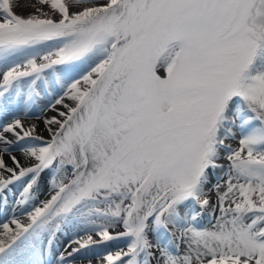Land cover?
<instances>
[{"label": "snow or ice", "instance_id": "obj_1", "mask_svg": "<svg viewBox=\"0 0 264 264\" xmlns=\"http://www.w3.org/2000/svg\"><path fill=\"white\" fill-rule=\"evenodd\" d=\"M7 213L0 264H264V0H0Z\"/></svg>", "mask_w": 264, "mask_h": 264}, {"label": "rangeland", "instance_id": "obj_2", "mask_svg": "<svg viewBox=\"0 0 264 264\" xmlns=\"http://www.w3.org/2000/svg\"><path fill=\"white\" fill-rule=\"evenodd\" d=\"M17 14H21V12L19 11V9H17ZM76 79H78L79 78V74H77L76 75V77H75ZM70 82V81H69ZM81 87H83V84L81 83ZM48 99L49 98H45V99H42V100H40L39 101V103H38V105L35 107V108H33L32 109V115H36V114H38L39 113V109L41 108V107H43L47 102H48ZM61 110H63V109H61ZM47 115H49V116H52V115H55V113H53V112H48L47 113ZM43 126L41 125V128H42ZM5 160L7 161V157H5ZM9 164L11 163L10 161H7ZM44 197L43 196H41V199H43ZM20 214H19V212H17V216H19ZM10 216H11V213H7V214H0V225H2L4 222H8V220L10 219ZM21 219H22V217H20ZM27 221H25V223H26ZM120 229H117L116 231H119ZM62 238V237H61ZM64 241H65V238L63 237L62 238ZM66 242V241H65ZM113 248H114V245L112 246ZM94 252H97V253H100L101 255H103L104 254V249H103V247H100V248H96L95 250H94ZM93 264H96V259L94 258L93 259Z\"/></svg>", "mask_w": 264, "mask_h": 264}, {"label": "bare ground", "instance_id": "obj_3", "mask_svg": "<svg viewBox=\"0 0 264 264\" xmlns=\"http://www.w3.org/2000/svg\"><path fill=\"white\" fill-rule=\"evenodd\" d=\"M42 134L46 135V133H42ZM22 221L25 222L26 219H24V218L22 217ZM10 226H11V227H14V225H10ZM0 231H2V228H0ZM62 238H63V237H62ZM62 238H60L61 241H64Z\"/></svg>", "mask_w": 264, "mask_h": 264}]
</instances>
